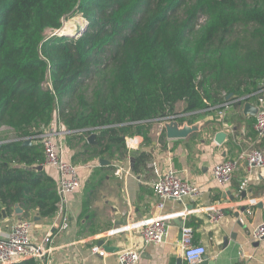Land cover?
<instances>
[{
  "label": "trees",
  "instance_id": "16d2710c",
  "mask_svg": "<svg viewBox=\"0 0 264 264\" xmlns=\"http://www.w3.org/2000/svg\"><path fill=\"white\" fill-rule=\"evenodd\" d=\"M74 16L83 23L61 32ZM263 79L264 0H0V128L17 139L0 145V216L14 204L54 214L32 139L55 112L67 130L95 132L103 156L105 142L125 147L124 129L141 134L178 104L194 116L229 93L253 98Z\"/></svg>",
  "mask_w": 264,
  "mask_h": 264
},
{
  "label": "crops",
  "instance_id": "0c3cea01",
  "mask_svg": "<svg viewBox=\"0 0 264 264\" xmlns=\"http://www.w3.org/2000/svg\"><path fill=\"white\" fill-rule=\"evenodd\" d=\"M257 88L258 95L249 100L253 104L264 103V79L259 81ZM227 103L222 120L215 110L212 111L215 122L202 125L199 132L186 139L167 140L157 123V132L149 131V136L154 133L149 142L139 134L133 135L140 137L139 142L136 148L128 151L125 145V158L110 157L105 153L98 156L96 162L78 166L80 182L68 197L67 227L60 228L56 210L52 216L43 217L37 208L14 204L7 212L1 207L0 237L22 217H27L34 236L51 235L52 250L41 262L33 260L36 264H117L116 252L128 247L140 251L137 264H186L179 248L183 224L192 228L193 242L204 246V256L209 264H264V241L251 239L252 228L264 220V210L257 204L251 208V215L245 214V204L256 202L264 194V166L254 168L247 176L244 198L237 196L238 186L246 175L244 160L239 162L226 184L219 185L211 178L210 168L216 163L250 149L264 153V138H259L252 128L254 115L243 116L241 106H236L232 98ZM5 129L10 128L3 126L0 131ZM218 131L226 134L219 144L214 141ZM91 133L95 137L96 133ZM94 137L92 142L88 141L93 148ZM16 140L12 137L0 140V143ZM69 147L64 139V155L68 161L72 155L69 151L73 148ZM142 151L147 157L134 171L133 163ZM99 159L107 163L101 165ZM152 163L157 170L170 164L181 178L199 186L201 195L195 200H164L159 208L151 187L155 179ZM43 170L52 179L56 191V171L50 166H43ZM230 195L236 196L231 200ZM214 207L223 208L217 222L210 221L206 214ZM161 213L176 214L168 220L164 242L145 244L139 230L132 225ZM94 245L100 246L105 255L91 253Z\"/></svg>",
  "mask_w": 264,
  "mask_h": 264
},
{
  "label": "built area",
  "instance_id": "2783aa9c",
  "mask_svg": "<svg viewBox=\"0 0 264 264\" xmlns=\"http://www.w3.org/2000/svg\"><path fill=\"white\" fill-rule=\"evenodd\" d=\"M50 86L49 83H47ZM241 102L249 100L250 96L239 97ZM238 98L233 99L235 103ZM227 100L223 103L207 108L209 111L215 110L216 116L220 119L224 116V110L228 107ZM256 113L253 116L252 128L259 138H264V103H254ZM191 115V114H189ZM182 115H173L160 120L177 119ZM159 120V121H160ZM222 120V119H220ZM58 117H54L48 126H40L36 136L43 151V161L39 166H50L56 171V217L60 219V228L67 227L69 216L67 203L69 195L79 187V167L65 159L64 137L70 133L62 124ZM139 136H132L125 141L127 151L137 147ZM244 160L245 178L238 186L237 196L245 192L248 183V175L254 168L264 166V153L257 149H250L236 157L225 159L214 164L210 168L212 180L219 184H226L231 180L233 173L237 169L239 162ZM155 179L151 184L153 193L158 199L159 208L164 200L181 201L183 198L195 200L201 195V189L194 183L181 178L170 164L161 170L154 167ZM120 170L116 171V174ZM259 204L264 210V194L256 202L251 201L245 209V214H252V207ZM223 208L214 207L206 211L207 217L212 222H217L221 217ZM176 214H158L154 217L142 220L132 225L139 230L145 244L163 243L168 234V220L174 218ZM182 216V215H181ZM251 239L256 242L264 241V220L256 224L251 230ZM51 235L46 233L41 238H37L31 233V223L27 220H19L11 230L3 237H0V264H17L26 259L41 262L50 253ZM179 248L186 264H199L205 254L204 246L193 242L192 228L182 225L180 228ZM91 253L104 256L105 251L97 245L91 248ZM140 251L128 247L116 252L117 264H137ZM83 264V263H82Z\"/></svg>",
  "mask_w": 264,
  "mask_h": 264
},
{
  "label": "rangeland",
  "instance_id": "374dc122",
  "mask_svg": "<svg viewBox=\"0 0 264 264\" xmlns=\"http://www.w3.org/2000/svg\"><path fill=\"white\" fill-rule=\"evenodd\" d=\"M82 23H83V19H81L79 16H74V17H71L69 19L64 20L63 26L60 28V30H61V32L70 33L76 28V25H80ZM182 110H183V104H178L177 107H176V113L174 115H178L179 114V115H182V116L184 115L186 118H190L191 117L190 119L186 120L188 122H195V121L201 120L202 121V125L206 126L207 124L214 123L215 122L214 120L216 119L213 116L212 113H209V114L207 113L206 114V112L202 111V109H198L197 111H191V112H194L193 113L194 116L193 115H189L190 112H182ZM55 115H56V117H58V114L56 112H55ZM171 116H173V115L166 116L164 118H169ZM162 121L163 120H160V121L158 120V121H156V123L153 121V122H150L148 125L142 126L140 131H141V134L143 136L141 134H139V133H133L131 135H128L129 129H124L123 130L124 132H122V133L126 136L125 137L126 140L128 138L132 137L134 134H139V136L141 138H143L147 134V137H148L147 141L149 142L154 137V133H152V135L150 134V136H149V131L152 129V131L157 132L156 131L157 130V123H159V125H161ZM146 129H148V133L146 132ZM88 131H89L90 134L88 133ZM91 132H93V131L90 130V129L89 130L88 129L87 130H81V131H77V130L73 131L72 130V131H70L69 134L65 135V137H64L66 146L73 147L69 151L72 154L69 161L73 162L77 166L85 165V164L89 163V161L96 162V158L98 156H100V151H98V150H100L101 148L99 149V147H94L93 148V147L89 146L90 144L88 142V137L91 136V134H92ZM37 135L38 134L36 133L34 138L32 139V142L36 146L41 148L40 141L36 137ZM12 137H14V135H13V132L10 129L9 130L5 129V130H1L0 131V140L9 139V138H12ZM0 145H1V143H0ZM104 145H105L106 149L105 148H103V149L110 157L120 158L122 156V157L125 158V153H126L125 152V147H122L120 144H113V143L110 144V143H107V142H105ZM6 159L9 160L8 158H6ZM123 163H124V165H127L124 161H123ZM112 180H113V178H112ZM25 218H27V217H22L21 219L22 220H27ZM27 221H29V220H27Z\"/></svg>",
  "mask_w": 264,
  "mask_h": 264
},
{
  "label": "water",
  "instance_id": "95a60500",
  "mask_svg": "<svg viewBox=\"0 0 264 264\" xmlns=\"http://www.w3.org/2000/svg\"><path fill=\"white\" fill-rule=\"evenodd\" d=\"M230 97H232V94L229 93L225 96V99L228 100ZM235 104L236 106H241V112L243 116H253L256 113L257 108L250 100L241 102V98H238ZM201 126H202L201 120L195 122H188L184 120L183 122L180 123L177 119H171V120H163L161 123L162 132L167 140L186 139L191 134L199 132ZM225 136L226 134L223 131H218L214 135V141L219 144L224 140ZM93 137L94 134H91V136L88 137V141L92 142ZM23 144H29V141L24 142ZM131 156L132 158L135 157L134 154H131ZM99 163L102 165L107 163V161L103 159H99ZM41 168H42L41 166H38V169ZM235 196L230 195L229 198L232 200L235 198ZM238 196L244 198L245 192H241ZM15 206L17 207V205ZM241 211H243V208H241ZM199 264H209L207 262L206 256H203L202 261Z\"/></svg>",
  "mask_w": 264,
  "mask_h": 264
}]
</instances>
